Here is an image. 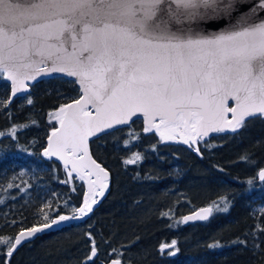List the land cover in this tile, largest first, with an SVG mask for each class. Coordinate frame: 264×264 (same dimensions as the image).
Segmentation results:
<instances>
[{"label": "snow or ice", "instance_id": "snow-or-ice-1", "mask_svg": "<svg viewBox=\"0 0 264 264\" xmlns=\"http://www.w3.org/2000/svg\"><path fill=\"white\" fill-rule=\"evenodd\" d=\"M50 74L75 78L81 94L49 114L59 127L52 128L43 155L71 165L68 177L86 179L88 192L74 215H58L14 238L0 236L2 264H10L22 242L92 213L109 172L90 154V138L142 117L143 133L199 153L198 142L210 133L238 134L252 119H264V0H0V80L10 82L11 97ZM9 102L0 100V109ZM28 126L13 124L0 136L15 138ZM128 136L126 147L140 133ZM140 159L134 152L124 163ZM257 175L264 181V169ZM220 201L222 207L214 201L182 222L208 220L214 209L227 212L230 201ZM257 231L264 234V226ZM87 235L92 247L83 264H94L98 251ZM176 244L162 242L159 251L175 256ZM113 252L118 258L111 264H122V253Z\"/></svg>", "mask_w": 264, "mask_h": 264}, {"label": "trees", "instance_id": "trees-1", "mask_svg": "<svg viewBox=\"0 0 264 264\" xmlns=\"http://www.w3.org/2000/svg\"><path fill=\"white\" fill-rule=\"evenodd\" d=\"M73 81L61 76L43 78L33 81L28 93L11 97L10 82L0 80V100L10 99L0 109V131L7 133L13 124L29 125L19 128L15 138L0 136V236L14 238L22 229L70 215L66 203L81 206L83 188L71 182L65 167L43 155L52 128H58L49 114L81 94ZM29 94L31 105L27 104ZM143 127V120L138 119L130 127L90 142L93 159L109 172L108 195L85 219L24 245L10 258V264L54 256L61 248L73 257L63 259L67 264L73 259L74 264H83L92 247L88 233L98 249L94 264L118 258L113 249L122 253L123 264H264V234L257 231L258 225L264 226V182L257 177L264 168V119H252L238 134L211 136L197 145L199 153L182 143L162 142L155 133H143ZM129 131L140 136L126 147ZM27 145L33 149H24ZM134 152L141 153L142 159L125 164ZM243 156L247 161L241 160ZM201 178L209 184L192 187ZM221 197L230 201L227 212L216 211L205 223L182 225L180 219L200 207L214 201L222 207ZM119 205L123 210L144 211L136 218L119 217ZM80 237L87 240L82 254L73 247ZM172 240L177 241L172 249H178L176 255L162 254L160 244ZM214 243L221 246L208 247ZM3 251L0 245V253ZM2 261L0 256V264Z\"/></svg>", "mask_w": 264, "mask_h": 264}, {"label": "rangeland", "instance_id": "rangeland-1", "mask_svg": "<svg viewBox=\"0 0 264 264\" xmlns=\"http://www.w3.org/2000/svg\"><path fill=\"white\" fill-rule=\"evenodd\" d=\"M33 81H29V82H27L29 85L32 83ZM53 113V112H52ZM50 117V116H49ZM229 118H231V116H229ZM50 119H52V121H55V119L54 118H50ZM58 127H59V124H58ZM221 135V134H224V133H210L209 134V136H207V137H204L203 138V140H200L199 142H198V144L200 143V142H202V141H204V140H206V139H208V138H210L211 136H214V135ZM173 142H175V141H173ZM24 149H26V150H30V149H33V145H27V146H25L24 147ZM63 167H65V166H63ZM65 169H67V172H69L70 170H71V166L70 167H65ZM71 178H72V181L71 182H75L79 187H82L83 188V196H82V199H81V201H80V204H82V201H83V199H84V196H85V194L88 192V184H87V180L85 179V180H81L80 178H79V176L76 174V173H72V176H71ZM91 179H95V177H91ZM71 180V179H70ZM197 183V185L199 186V187H206L209 183H206V181L204 180V178H201V179H198L197 181H195L194 183L192 182L191 184H192V187H197V185L195 186V185H193V184H196ZM108 187H110V181H109V179H108ZM198 187V188H199ZM96 199H97V203L95 204V205H93V209L103 200V198H104V195L103 196H99V194L97 193V195H96V197H95ZM153 201H154V199H153ZM66 205V207L67 208H69V210H70V215H68V216H72V215H74V213H73V209L74 208H77L76 207V205H72L71 203H66L65 204ZM120 207L119 208H121L122 209V205H119ZM150 206V205H149ZM144 211V208H140V209H138V210H136V209H127L126 207H125V210H121V213H119V211H118V213H117V215H119V217H124V216H126V217H132V218H136L137 216H138V214H141L142 212ZM215 212H216V210H215ZM128 215V216H127ZM172 215V214H171ZM134 216V217H133ZM82 219H85V218H82ZM182 219V218H181ZM181 219H180V221H181ZM80 220V219H79ZM174 220H176V219H174ZM133 223L132 224H134V225H136L137 224V222L136 221H132ZM177 224V223H176ZM174 226V225H173ZM174 228H175V226H174ZM81 239H79V241H78V243H75L74 245H73V247L75 248V249H77L78 250V252L80 253V254H82L83 252H85V245H86V242H87V240L84 238L83 239V237H80ZM6 250V249H5ZM88 250V249H87ZM89 251V250H88ZM89 253H90V251L88 252V254H86L84 257L86 258L88 255H89ZM66 259V258H68V259H71L72 260V256L69 254V250H67L66 248H61L58 252H57V254L56 255H51V254H49V255H47V256H35V258L33 257L32 258V260L30 259V261H28L27 263L28 264H67L65 261H63V259ZM110 259H112V258H110ZM113 259H117L116 257H114ZM122 259V262L124 263V261H123V258H121ZM107 261H109V259L107 260ZM74 259H73V261H72V264H74Z\"/></svg>", "mask_w": 264, "mask_h": 264}, {"label": "water", "instance_id": "water-1", "mask_svg": "<svg viewBox=\"0 0 264 264\" xmlns=\"http://www.w3.org/2000/svg\"><path fill=\"white\" fill-rule=\"evenodd\" d=\"M250 5H244L242 8H241V11H246L247 10V8L249 7ZM54 76H61V77H65V78H68V79H72V80H74L75 78H69V77H67V76H65V75H63V74H50V75H47V76H44V77H38L37 78V80H40V79H42V78H45V77H54ZM36 80V81H37ZM77 86L79 87V85L77 84ZM18 95H21V94H18ZM17 95V96H18ZM231 101V100H230ZM232 103H233V101H232ZM139 119H142L143 120V118L141 117V118H139ZM135 120H137V118H133V121H135ZM132 121V122H133ZM132 122H130V124L132 123ZM124 126H127V125H124ZM124 126H117L116 127V129H118V128H122V127H124ZM115 129V130H116ZM112 131H114V130H108V133L109 132H112ZM101 135H103V134H99V136H101ZM96 137H92V138H90L89 139V152H90V142L93 140V139H95ZM90 154H91V152H90ZM53 159H55L58 163H60L61 165H64V162L62 161V160H59L57 157H52ZM65 166V165H64ZM71 165H68L67 167H70ZM257 177H258V175H257ZM109 179H110V176H109ZM258 180H259V178H258ZM260 181V180H259ZM260 182H264V181H260ZM109 190H110V187H108L107 189H105V192H104V198H103V200L106 198V196L108 195V193H109ZM206 207H209V206H203V207H200V208H198V209H196L195 211H193V212H191V213H189V214H187V215H185V216H189V215H193L194 213H196V212H198L200 209H202V208H206ZM213 213H214V210H213ZM184 216V217H185ZM213 216V214L211 215V216H209V218H208V220H210L211 219V217ZM208 220H205V221H198V220H193V221H189L187 224H185L186 226H190V225H195V224H199V223H204V222H206V221H208ZM75 220H70V221H66V222H62L59 226H53L51 229H47V230H45V231H43V232H41V233H38L35 237H33V238H30L29 240H27V241H24V242H22V244L20 245V246H18V249L14 252V253H16L17 251H19L24 245H26V244H28V243H30L31 241H33V240H35L36 238H38L39 236H41V235H44V234H47V233H49V232H57V231H59L62 227H65V226H67V225H69V224H71V223H73ZM19 234V233H18ZM17 234V235H18ZM98 251V250H97ZM98 255V254H97ZM97 257V256H96ZM95 257V258H96ZM94 259V258H93ZM112 261V260H111ZM111 261H109V262H107V261H103V263L102 264H111ZM102 262V261H101ZM104 262H106V263H104Z\"/></svg>", "mask_w": 264, "mask_h": 264}, {"label": "bare ground", "instance_id": "bare-ground-1", "mask_svg": "<svg viewBox=\"0 0 264 264\" xmlns=\"http://www.w3.org/2000/svg\"><path fill=\"white\" fill-rule=\"evenodd\" d=\"M54 77H56V76H54ZM45 78H47V77H45ZM42 79H43V78H42ZM228 103H229V105H231L232 101L229 100ZM137 120H138V119H137ZM118 129H119V128H118ZM263 169H264V168H263ZM194 211H195V210H194ZM192 212H193V211H192ZM190 213H191V212H190ZM188 214H189V213H188ZM185 215H187V214H185ZM185 215H184V216H185ZM184 216H183V217H184ZM183 217H182V218H183ZM181 223H182V225L186 226V225L182 222V219H181ZM190 226H191V225H190ZM36 239H37V238H36ZM33 241H34V240H33ZM31 242H32V241H31ZM31 242H30V243H31ZM28 244H29V243H28ZM111 260H113V258H112ZM111 260H109V261H111ZM109 261H107V262H109ZM102 263H103V261H102V262L100 261V264H102ZM104 263H106V262H104ZM122 264H123V262H122Z\"/></svg>", "mask_w": 264, "mask_h": 264}]
</instances>
